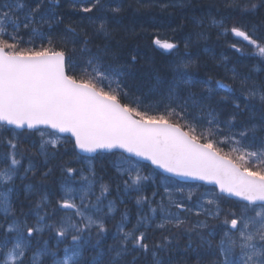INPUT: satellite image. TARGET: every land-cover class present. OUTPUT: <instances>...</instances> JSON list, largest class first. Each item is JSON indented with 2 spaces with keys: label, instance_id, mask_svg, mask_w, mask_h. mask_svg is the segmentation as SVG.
<instances>
[{
  "label": "snow or ice",
  "instance_id": "6c2138e0",
  "mask_svg": "<svg viewBox=\"0 0 264 264\" xmlns=\"http://www.w3.org/2000/svg\"><path fill=\"white\" fill-rule=\"evenodd\" d=\"M59 3L36 0L33 5L28 0H0V264H49V260L50 264H137V254L147 253L153 257L152 264H166L158 253L172 246L173 236L164 235L160 241L150 243L151 233L154 229L172 233L182 228L189 234L187 247L198 255H212L211 264H264V84L258 85L251 76L240 78L246 97L258 101L261 110L259 122L252 115L239 130H234L241 115L238 103L233 105L237 111L223 122L214 107L218 92H232V86L210 75L194 77L189 71L196 66L194 59L179 60L166 85L157 77L153 91L164 86V99L158 105L146 104L132 95L125 83L137 57L129 54L121 62L119 42L113 41L107 21L99 18L96 23L87 17L94 24L92 34L78 32L68 24L62 34L56 35L58 26L64 23L56 11ZM261 6L264 0L252 3L251 10ZM225 7L249 10L238 0H225ZM104 8L102 0H92L80 11L92 13ZM110 11L119 13L121 9ZM211 22L224 29L221 35L230 32L242 38L264 58V38L240 26L229 29L223 20ZM22 30L29 34L28 41H24ZM31 37L46 40L47 46H34ZM191 42V37L183 41L186 55ZM25 43L29 46L23 47ZM77 44L81 45L79 50ZM153 44L166 52H178L180 48V43L159 37H154ZM230 47L243 52L236 43ZM231 71V78L236 80L235 70ZM197 87L199 94L193 91ZM22 129L37 132L40 141L24 147L15 132ZM57 133L69 134L73 158L59 165L62 180L58 193L53 194L56 198L49 199L45 194L32 200L45 190L44 182L53 175L48 164L60 155L61 139L52 138ZM217 135L223 140L213 138ZM223 143L231 145L229 151L219 146ZM105 152H120L113 162L119 173L116 191L119 193L122 183L124 195L136 193V204L140 206L131 227L128 211L121 213L111 245L105 244L107 224L117 208L109 199L110 184L97 177L90 159L87 169L73 166L85 159L81 153ZM37 157H43V162ZM133 158L150 161L171 174L165 177L166 183L162 182L167 204L163 196L156 201L158 191L151 196L144 194L145 182L152 177L143 175ZM38 173L40 182L36 183ZM29 177L32 182L24 186L29 212L21 210L18 215L10 193L18 180L23 182ZM171 177L205 181L215 185L218 192L205 193L211 198L190 208L183 199L174 198L168 186L173 183ZM48 191L51 194L50 186ZM175 192L182 194L184 189L177 187ZM191 196L188 192L187 199ZM221 197H237L243 203L224 209ZM196 208L199 211H194ZM180 213L197 217L203 214L206 218L185 228L188 220ZM29 215H34V223H29ZM208 217H223L224 227L215 244L211 239L217 235L215 230L201 231L209 227ZM45 231L55 234V244L44 240L34 246V234L40 236ZM193 236L199 242L196 247ZM86 253L92 254L86 258Z\"/></svg>",
  "mask_w": 264,
  "mask_h": 264
},
{
  "label": "trees",
  "instance_id": "16d2710c",
  "mask_svg": "<svg viewBox=\"0 0 264 264\" xmlns=\"http://www.w3.org/2000/svg\"><path fill=\"white\" fill-rule=\"evenodd\" d=\"M161 1V2H160ZM30 4L36 2V0H28ZM241 4H247L249 10L244 11L243 9H229L225 7V0H216L214 2L208 1L207 8L210 9L214 6L212 12L209 16L203 14L206 18L204 21L210 24L212 19H226L230 25H241L247 27H256L261 34V38H264V6L259 7L257 10H251V4H261L262 0H238ZM92 3V0H60L59 6L56 11L60 13L64 18V23L59 25L56 30V35L62 34L63 29L71 24L73 27L77 28L78 32L84 30L92 34L94 31V24L87 17H92L96 23L99 22V18H103L109 22L108 26L112 31L113 41L119 42L120 50L123 55L121 62H125L129 56L136 55L137 63L132 65L129 69L130 75L126 77L125 83L127 84L129 92L134 96H139L145 101L146 104L158 105L163 99L166 93V88L162 86L159 91H153V86L156 84L157 77L166 85L170 82L174 75V65L181 59H194L196 61V66L190 69L194 77L197 78H207V76H212L214 79H222L225 83L232 86L233 91L229 92L227 90H220L216 96V101L218 103L214 104L218 112V118L220 121H226L229 119L230 114L236 112L234 108V103L240 105V113L237 121L235 122L236 127L234 130H239L243 122H247L249 117L254 115L257 122L260 120V110L261 106L258 101L250 100L246 97L244 91L241 87L240 78L251 76L253 81L258 85L264 84V63H262L261 58L255 48L249 47L247 42H242L247 49H243V52H237L235 49L231 48L227 42L218 44L220 41L210 32L212 27L200 28L201 33L205 37L200 38L201 44L194 41L197 39V34L192 30L187 31L186 28L181 24L182 8H177V4H184L186 7L193 9L200 8V0H102L105 8L103 10H94L92 13H83L80 8L87 7ZM162 3L161 11L155 9L154 5ZM119 7L121 11L119 13L111 12V8ZM199 20V19H198ZM196 21V23L198 22ZM159 29H158V28ZM46 31V29H45ZM162 32H169L166 36L162 35ZM176 32V33H175ZM21 35L24 41L30 39L29 34L22 30ZM154 35L162 40H169L173 42L180 43L179 51L177 52H162L157 49L153 44ZM191 37V45L187 50L188 55L185 54V49L183 47V41ZM71 39V37H69ZM34 46L39 47L41 44H46V40H42L38 37H31ZM239 42V40H233ZM23 47L29 46L27 43L22 44ZM80 44H77V50L80 48ZM69 48L72 47L71 44L68 45ZM90 47H92L90 45ZM242 47V46H241ZM203 54V56H201ZM79 55V52H77ZM201 56V57H200ZM255 68H260L261 71H254ZM232 69L235 70L237 74V79L233 80ZM79 69H77V73ZM208 74L205 75L204 73ZM212 72L215 74H211ZM70 74L71 71H70ZM251 83V81H250ZM193 91L200 93V88L197 87ZM220 97H226V100H220ZM163 111V107L159 108ZM223 126V124H222ZM201 129L198 127L197 129ZM227 131V129H225ZM20 140L23 142L24 147H31L32 142H39L40 138L37 132H17ZM214 139L223 140V136H214ZM224 149L225 152L229 151V144L223 143L219 145ZM35 151V149H33ZM60 155L52 159L48 164V167L53 169V175L49 177L47 181L44 182L45 190L39 192L36 196L32 197V200H38L40 196L49 194V199H55L56 196L53 195L58 193L60 182L62 180L61 173L59 170V165L63 161H67L73 158L74 148L73 141L67 139L58 149ZM116 154L111 155H101L94 159L95 170L97 172V177H103V182L109 183L111 187V196L109 199L121 202V197L124 198V202L120 206L126 207L130 212V216L134 219L136 212L139 211L140 206L136 204V193H131L127 196L124 195L123 189L120 184V191L117 193L116 184L119 183V173L116 168L113 167L112 160ZM112 158V159H111ZM37 159L43 162V157H37ZM24 166H27L26 161ZM74 167L84 168L83 160L81 163H74ZM143 175L151 176L150 171H154L159 175L160 172L156 171L153 167L145 165ZM44 171L47 168L43 169ZM22 175V173H21ZM39 173L35 178V182L39 183ZM33 178L21 182L17 181V187L14 189L13 203L16 208L17 214L19 215L22 210L25 213L29 212L30 201L26 199V192L24 191V186L29 182H32ZM77 180L79 178L77 177ZM145 193L151 196L154 185L152 179L145 182ZM48 186L51 187V194L48 191ZM107 203V201H105ZM230 207L234 206L229 204ZM120 217V213L114 215L107 227L109 232L105 237V244L111 245L113 243L112 237L115 234L114 226L117 224V220ZM29 223H34V215H29ZM52 223V221H48ZM192 224V223H191ZM191 224H187L185 228L190 227ZM207 233V231H203ZM164 235H172L173 241L172 246L164 252L158 253L159 258H162L166 264H211L214 257L210 254L198 255L196 252L190 250L187 246L189 243V234L186 233L185 229H176L172 233L161 232L160 230H153L151 233L152 240L150 243L158 242L162 239ZM55 234L48 233L45 231L44 234L36 236L34 234L33 245H36L37 241L47 240L50 245L55 244ZM212 239V238H211ZM213 243H217L216 239H212ZM195 236H193V247L198 245ZM64 245H61V251ZM61 251L58 255L61 254ZM92 253H86V258ZM138 261L137 264H152L153 257L151 253L147 254H137ZM47 259V258H46ZM50 264V260H49Z\"/></svg>",
  "mask_w": 264,
  "mask_h": 264
},
{
  "label": "bare ground",
  "instance_id": "6f19581e",
  "mask_svg": "<svg viewBox=\"0 0 264 264\" xmlns=\"http://www.w3.org/2000/svg\"><path fill=\"white\" fill-rule=\"evenodd\" d=\"M208 1L214 2L216 0H200V6L201 7L198 8V9L197 8L193 9V8H190V7H186L184 4H181V3L176 5L177 8H182L181 15H183V19H181V24L186 28L187 31L192 30L193 32H195L197 34V39L196 40L194 39V41H196L197 43L201 44L202 40L199 38L200 36H198V34L201 33L200 28H203V27L207 26V27H212V28H210V32H212V34L216 37V39L220 40V41L217 42L218 44H222L224 42H227L228 45H231L233 43H236L238 45V47L243 48V49H247L244 45L240 44L238 41L237 42L233 41V40H236V39L237 40H242V38L235 37L234 34H232L230 32L227 35H221L220 33L224 31L223 28L219 27L218 25H213L212 22H211V26H210L209 23L204 21L206 17L203 14H205L206 16H209L210 12H212V10L214 9L213 7L214 6L217 7V5H214L209 10L206 9ZM154 7H155L156 10L161 11V12H162L161 9H164L162 7V3H158V4L154 5ZM197 20H198V22L196 23ZM219 20H223L225 27H227L229 29L232 27V25H230L232 23H229L226 19H219ZM107 24H109V22H107ZM237 26L242 27L244 30L248 31L250 34H254V36H256V37H261V34L259 33V31H258V29L256 27H247V26H241V25H237ZM168 33L169 32H167V33L166 32H162V35L166 36ZM154 37H156V35H154ZM203 37H205V36H203ZM157 49L159 51L166 52V51H164L163 49H161L159 47H157ZM174 52H176V51L174 50ZM201 56H203V54ZM209 73H211L212 75L215 74V72L214 73L209 72ZM204 74L208 75L206 73H204ZM127 211H128V209H127ZM137 213L138 212H136V216H137ZM210 219H211V222H210L211 223V227L212 226H213V228H215V227L216 228H222L223 227V223L220 220H214L211 217H210ZM119 220H120V217L117 220V223L119 222ZM189 220H190V218H189Z\"/></svg>",
  "mask_w": 264,
  "mask_h": 264
},
{
  "label": "rangeland",
  "instance_id": "374dc122",
  "mask_svg": "<svg viewBox=\"0 0 264 264\" xmlns=\"http://www.w3.org/2000/svg\"><path fill=\"white\" fill-rule=\"evenodd\" d=\"M199 38H203V37H199ZM240 44H242L243 45V43L242 42H240ZM249 47H251L252 49H254V47L253 46H251V45H249ZM48 130H46V132H47ZM39 136V135H38ZM57 136L61 139V143L62 142H64V141H66V139L64 138V137H61L60 135H58V134H56L55 136H53L52 138H57ZM40 138V137H39ZM119 156H120V154H117L115 157H114V159L112 160V164H113V162L114 161H116L118 158H119ZM91 160V164H92V166L94 167L95 166V161H94V159H91V158H85L84 160H83V163H84V168L85 169H87V167H88V163H87V161L88 160ZM112 159V158H111ZM138 167L140 168V170L143 172L144 171V168H143V165L141 164V163H138ZM95 168V167H94ZM151 173V176H152V181H154V189H153V191H158L159 192V195H157L156 196V201L157 202H159L160 201V198H161V196H163L164 197V201H165V203L167 204V194L164 192V187H163V183L162 182H167V181H165V177H167V176H161V175H158L156 172H150ZM172 181H173V183H170L168 186H169V188L172 190V192H173V195H174V198L175 199H183V202L188 206V207H193V205H196V204H198V203H200V202H203V201H205L206 199H208V198H211L210 196H205L204 194L205 193H209V194H211V193H213L212 191H203L202 189H198V188H195V187H187V186H184V184H181V183H179V182H177V181H175V180H173L172 179ZM121 188L123 189V185H122V183H121ZM177 187H180V188H183L184 189V193H182V194H180V193H176L175 192V188H177ZM188 192H192V196H191V199L189 200V199H187V194H188ZM13 195H14V190H13V192L12 193H10V197H11V199L13 198ZM123 200H125L124 198H123ZM115 203H116V208H117V212H121V210H123V209H125V208H123L122 206H120L122 203L121 202H119V201H115ZM221 203V202H220ZM155 206V205H154ZM222 207V206H221ZM223 208V207H222ZM119 209H121V210H119ZM125 211V210H124ZM172 211H177L175 208H173L172 209ZM194 211H199V209L198 208H196V209H194ZM128 214H129V220H130V224H129V226L131 227L132 225H134L135 224V222H136V219H137V217H135L134 219H132V218H130V212H128ZM181 214V216H182V218H184V217H187V220H188V223L189 224H191L192 222L194 223L197 219H199V220H204L206 217L203 215V214H201L199 217H197L196 215H194L193 213H180ZM189 218H190V220H189ZM208 219V224H209V228H212L211 227V219H210V217H208L207 218ZM213 221V220H212ZM224 227V226H223ZM222 227V228H223ZM222 228H216L215 227V229H213V230H215V232L217 233V235L215 236V237H217V239L218 238H220L219 236H220V234H221V229ZM63 255V254H62ZM61 255V256H62Z\"/></svg>",
  "mask_w": 264,
  "mask_h": 264
},
{
  "label": "water",
  "instance_id": "95a60500",
  "mask_svg": "<svg viewBox=\"0 0 264 264\" xmlns=\"http://www.w3.org/2000/svg\"><path fill=\"white\" fill-rule=\"evenodd\" d=\"M9 127H11V126H9ZM23 130H28V129H22V130H19V131H23ZM30 131H33V130H30ZM51 131H54V130H51ZM59 134H60V133H59ZM60 135H61V136H64V137H69V134H60ZM105 153H109V152H105ZM98 154H99V153H96V154L81 153L80 155H82V156H87V157H94V156H96V155H98ZM125 155H127V154H125ZM135 159H137V160L140 161V162H143V163H146V164H150V165H152L150 161L143 160V159H141V158H135ZM152 166H154V165H152ZM154 167L156 168V166H154ZM157 169H158V168H157ZM158 170H160L162 173H164L162 169H158ZM164 174H166V175H168V176H171V174H168V173H164ZM174 178L178 179V180L181 181V182H199V183H203V184H208V183L205 182V181H199V180H195V179H191V178H184V177H174ZM208 185L215 186V185H213V184H208ZM215 187H216V186H215ZM233 198H237V197H233ZM237 199H239V198H237Z\"/></svg>",
  "mask_w": 264,
  "mask_h": 264
}]
</instances>
